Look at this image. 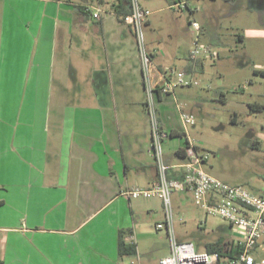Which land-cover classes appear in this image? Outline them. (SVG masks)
<instances>
[{"label": "crops", "instance_id": "1", "mask_svg": "<svg viewBox=\"0 0 264 264\" xmlns=\"http://www.w3.org/2000/svg\"><path fill=\"white\" fill-rule=\"evenodd\" d=\"M177 1L140 0L151 11L144 25L155 65L195 77L207 64L220 62L226 21L234 73L240 75L231 121L239 114H264V0H189L195 6L190 16L173 5ZM96 3L104 11L99 20L84 8ZM127 8L125 0H0L3 264H160L169 252L167 232L155 227L164 218L161 201L123 194L157 179L135 37L120 15ZM192 20L200 26L197 34ZM196 38L212 45L217 58L190 61ZM175 92L157 97L159 122L173 132L163 147L170 177L181 172L184 157L178 151L190 138L177 100L182 90ZM260 125L246 127L255 173H207L264 191ZM204 217L200 225L209 236L201 233L198 244L206 250L218 243L223 255L214 264H229L238 233L222 219ZM119 230L133 233V254L118 252ZM253 253L264 257V238Z\"/></svg>", "mask_w": 264, "mask_h": 264}, {"label": "built area", "instance_id": "2", "mask_svg": "<svg viewBox=\"0 0 264 264\" xmlns=\"http://www.w3.org/2000/svg\"><path fill=\"white\" fill-rule=\"evenodd\" d=\"M176 7H189V0H178ZM85 10L91 17L99 20L103 8L100 4H86ZM151 11L142 5L140 0H129V12L122 17L135 37L140 60V68L145 93L144 108L148 117L150 133V154L156 164L157 179L148 187L137 184L128 187L123 194L130 199L153 198L161 200L164 219L156 223L157 230L164 229L168 235L169 252L160 259V264H214L220 258L217 251H197L192 242L178 241L173 230V210L171 197L176 191H189L194 203L234 227L240 238L241 250L238 256L230 259L229 264H264V257L256 258L253 249L261 238H264V191L253 193L242 185L229 184L216 178L202 168V161L207 153L200 152L192 139L186 136L183 146L184 162L181 172L175 177L168 175L169 166L163 157V140L170 136L158 117L157 97L159 94H172L178 86L198 85V80L187 75L184 70H160L152 59L143 32V25ZM190 26L198 33L197 21H190ZM218 52L212 45L195 39L188 51V59L195 62L197 58L216 59ZM184 124H193L194 117L181 111ZM126 240L135 245L132 232L127 233Z\"/></svg>", "mask_w": 264, "mask_h": 264}, {"label": "rangeland", "instance_id": "3", "mask_svg": "<svg viewBox=\"0 0 264 264\" xmlns=\"http://www.w3.org/2000/svg\"><path fill=\"white\" fill-rule=\"evenodd\" d=\"M190 5L191 7H195L194 3L190 2L189 7H177V9L181 10L185 16H190ZM223 25V31L225 32L224 41L226 44L223 45L224 52H222L223 58L221 61L207 64L201 72L195 75V78L199 82L198 85L178 86L176 87L178 90L174 92L175 95H178V91L182 90L181 96L177 99L182 105L181 111L194 117L195 122L189 124V136L192 139V143L197 146L200 152L208 154V157L202 161L204 171L223 174L236 169L242 175H249L250 173H255L257 169L249 162L250 152L245 144L247 140L246 127L249 123H252L255 125L254 127L257 126L261 129L260 123H264V114L252 116L249 114H239L237 122L231 121L233 111L237 109L235 92L240 75L234 73L235 65L232 60L233 40L229 37L230 28L228 27V22L223 21ZM225 28H228V31ZM143 32L147 45L145 25H143ZM176 66L179 68V65ZM249 73L250 71L247 75ZM250 117L253 120L249 121ZM170 137L172 136L163 140V147L166 141L171 139ZM242 186L255 192L247 184ZM191 196L187 195L183 197L175 193L171 197L173 230L178 241L180 239L191 240L195 249L202 251L203 246L198 244V241H201V233L206 232V227L200 225L199 220L202 218V222L206 214L194 203ZM158 209L164 215L162 203L159 204ZM179 216L181 221H178ZM207 216L215 222L221 220L216 215L208 214ZM204 234L205 236H209L206 233Z\"/></svg>", "mask_w": 264, "mask_h": 264}, {"label": "trees", "instance_id": "4", "mask_svg": "<svg viewBox=\"0 0 264 264\" xmlns=\"http://www.w3.org/2000/svg\"><path fill=\"white\" fill-rule=\"evenodd\" d=\"M125 2L127 3V11H125L124 13H121V20H122V17L127 14L129 12V0H125ZM170 135H173V132H171ZM178 153H182L183 154V147L180 148V150L178 151ZM127 233H130V230H119L118 231V252L120 253V255L122 254H126V255H131L135 252V247L134 245H131V244H128L126 243L124 240H123V236ZM215 246H208V248L206 249V251L208 252H214V251H217L219 253V255H223V247L220 246L218 243L217 244H214ZM233 246V245H232ZM241 245L236 243L235 246L231 247L228 251H229V254L226 258V261L229 262L230 259L232 258H235L236 256L239 255L240 253V250H241ZM0 264H3V262L0 260Z\"/></svg>", "mask_w": 264, "mask_h": 264}]
</instances>
